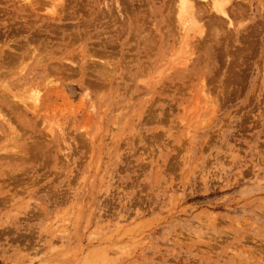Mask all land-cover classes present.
<instances>
[{
    "label": "rangeland",
    "instance_id": "1",
    "mask_svg": "<svg viewBox=\"0 0 264 264\" xmlns=\"http://www.w3.org/2000/svg\"><path fill=\"white\" fill-rule=\"evenodd\" d=\"M175 1L0 0V264H264V0Z\"/></svg>",
    "mask_w": 264,
    "mask_h": 264
},
{
    "label": "bare ground",
    "instance_id": "2",
    "mask_svg": "<svg viewBox=\"0 0 264 264\" xmlns=\"http://www.w3.org/2000/svg\"><path fill=\"white\" fill-rule=\"evenodd\" d=\"M174 1V0H173ZM194 1V0H193ZM193 1L192 0H176L175 2H176V4L178 5V7H177V5H176V7L175 8H178V10H177V13L179 14V18H183V20L184 21H187L189 24H190V26L194 29H198L199 27L198 26H200V28H202L201 26L202 25H199V22H198V20H197V16H198V13L197 12H200L201 10H199L197 7H195L196 6V4L195 3H193ZM199 1H207L208 2V6L206 5L205 7L207 8V7H209V9H211L213 12H214V14L215 15H218V16H220V17H222L223 19H226L227 20V24H231L232 23V21H231V18H229V13H228V11L226 10L227 9V7L224 5V2H221V1H219V0H198V1H195V2H198L199 3ZM224 1V0H223ZM226 1V0H225ZM33 2V1H32ZM46 2V1H45ZM227 2V1H226ZM233 2V1H232ZM231 2V3H232ZM172 3V2H171ZM197 3V4H198ZM51 4V3H50ZM59 4V3H58ZM262 4H264V3H262ZM201 5V4H200ZM205 5V4H204ZM55 6V5H54ZM173 7H174V4L172 5ZM171 6V7H172ZM236 6V5H235ZM242 6V5H241ZM246 6V5H245ZM226 7V8H225ZM120 8H121V6H120ZM194 8H197L198 10H197V12H196V10H194ZM262 8V7H261ZM116 9V8H115ZM174 9V8H173ZM247 9V8H246ZM260 9V8H259ZM50 10H52L53 11V5H51V9H49L48 10V12L50 11ZM123 10V9H122ZM171 10V9H170ZM169 10V11H170ZM176 10V9H175ZM207 10V9H206ZM211 10H209V12L210 13H213V12H211ZM261 10V9H260ZM260 10H259V12H260ZM120 11V10H119ZM172 11V10H171ZM208 11V10H207ZM54 12V11H53ZM123 12V11H122ZM121 12V13H122ZM52 13V12H51ZM55 13V12H54ZM173 13V12H172ZM201 13V12H200ZM208 13V12H207ZM124 15V14H123ZM208 15V14H207ZM121 16V15H120ZM181 16V17H180ZM245 16V15H244ZM209 17H210V15H209ZM122 18H123V16H122ZM185 18V19H184ZM211 19V18H210ZM214 20V19H213ZM225 20V21H226ZM137 21V20H136ZM212 21V20H211ZM170 22V21H169ZM209 23H210V21H208ZM217 22V21H216ZM207 23V22H206ZM144 24V23H143ZM208 24V23H207ZM215 25V24H214ZM216 25H218L217 23H216ZM264 25V24H263ZM211 26V25H210ZM218 27V26H217ZM190 28V27H189ZM215 28V27H214ZM186 29V28H185ZM194 29V30H195ZM209 28H207V30H208ZM252 29V28H251ZM188 30V29H187ZM201 30V29H200ZM200 30H199V32H200ZM204 30H205V28H204ZM253 30V29H252ZM255 30V29H254ZM161 31V30H160ZM185 31V30H184ZM256 31V30H255ZM193 32H195V31H193ZM205 33H207L206 31H204ZM219 32V31H218ZM217 32V33H218ZM257 32V31H256ZM260 32V31H259ZM258 32V33H259ZM131 33H132V31H131ZM187 33V32H186ZM196 33H198V31H196ZM216 33V32H215ZM225 33V32H224ZM247 33V32H246ZM258 33H256V34H258ZM174 34V33H173ZM185 34V33H184ZM155 35V34H154ZM167 35V34H166ZM193 35V34H192ZM198 35V34H197ZM200 35V34H199ZM205 35V34H204ZM212 35V34H211ZM253 35V34H252ZM187 35H185L184 37H186ZM207 36V35H206ZM215 36V35H214ZM219 36V35H218ZM249 36V35H248ZM167 37V36H166ZM200 37V36H199ZM203 37V36H202ZM143 38V37H142ZM164 38V37H163ZM183 38V37H182ZM253 38V37H252ZM251 38V39H252ZM165 39V38H164ZM223 40V39H222ZM166 41V40H165ZM200 43V42H199ZM185 44V43H184ZM250 44V43H249ZM149 46V45H148ZM201 47V46H200ZM243 47H245V46H243ZM248 47V46H247ZM253 50V49H252ZM13 51H15V50H13ZM190 52V51H189ZM13 53V52H12ZM193 52L191 51V54H192ZM190 54V55H191ZM13 57V56H12ZM15 57H16V55H15ZM192 57V56H191ZM190 57V58H191ZM189 58V57H188ZM184 59H186V57L184 58ZM188 61V60H187ZM185 62V61H184ZM184 62H182V63H184ZM72 63V62H71ZM91 63V62H90ZM94 65H96V64H94ZM101 65V64H100ZM183 65H185V63L183 64ZM186 66V65H185ZM181 68V67H180ZM101 70H102V68H101ZM104 70V69H103ZM109 70V69H108ZM97 71H99V70H97ZM100 72V71H99ZM183 75V74H182ZM52 78V77H51ZM57 80V79H56ZM51 81V80H50ZM54 81V80H53ZM55 82V81H54ZM108 84V83H107ZM34 87V86H33ZM32 88V87H31ZM42 89V88H41ZM34 90V93H33V100H35L36 101V99H39V92L37 91V90H40V88L39 89H37L36 90V88H34L33 89ZM32 91V90H31ZM204 92V91H203ZM28 95H29V93H28ZM28 98H29V96H28ZM33 103H35L34 101H33ZM3 115V114H2ZM4 117V116H3ZM151 119H152V117H151ZM149 120V119H148ZM1 121V120H0ZM145 122V121H144ZM154 133V132H153ZM19 136V135H18ZM59 136V135H58ZM20 137V136H19ZM51 138V137H50ZM33 148V147H32ZM36 148V147H35ZM17 151V150H16ZM20 151V150H19ZM20 154V153H19Z\"/></svg>",
    "mask_w": 264,
    "mask_h": 264
}]
</instances>
